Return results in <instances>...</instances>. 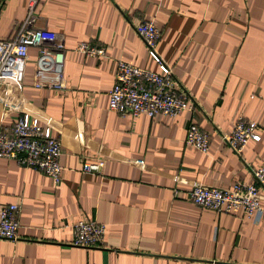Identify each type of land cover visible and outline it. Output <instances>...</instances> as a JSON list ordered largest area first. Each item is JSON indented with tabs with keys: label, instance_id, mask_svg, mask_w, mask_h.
I'll use <instances>...</instances> for the list:
<instances>
[{
	"label": "crops",
	"instance_id": "crops-1",
	"mask_svg": "<svg viewBox=\"0 0 264 264\" xmlns=\"http://www.w3.org/2000/svg\"><path fill=\"white\" fill-rule=\"evenodd\" d=\"M36 1L31 11L33 0H0V40L26 22L46 46L63 44L65 88L35 87L30 48L0 84V133L18 119L7 109L24 105L61 140L63 172L55 184L0 158V207H20L18 240H0V264H264V217L218 214L188 197L195 185L252 184L264 163V0ZM145 21L160 29L158 54L194 110L153 119L109 110L119 61L160 72L135 30ZM84 42L106 57L75 52ZM240 117L263 131L238 156L220 136ZM192 123L210 134L208 154L186 144ZM101 161V172H85ZM80 220L106 224L102 248L70 244Z\"/></svg>",
	"mask_w": 264,
	"mask_h": 264
},
{
	"label": "built area",
	"instance_id": "built-area-1",
	"mask_svg": "<svg viewBox=\"0 0 264 264\" xmlns=\"http://www.w3.org/2000/svg\"><path fill=\"white\" fill-rule=\"evenodd\" d=\"M36 0L30 4L33 10ZM136 33L146 45L150 58L158 65L160 72L136 67L119 61L115 84L109 94V110L122 117L134 118L147 116L151 119L158 115L176 117L184 111L195 109V103L189 92L177 81L173 68L165 64L158 54L157 47L161 31L152 21H145L135 27ZM45 36L41 30L28 28L26 22L20 24L14 36L0 40V84L10 78L12 64L16 59L27 62L29 49L39 50L40 72L35 83L36 88H65L66 49L63 44L45 45ZM75 52L91 58L106 57V49L89 43H81ZM43 73V74H42ZM45 73L53 75L49 80ZM42 75H44L42 77ZM18 114L11 130L0 133V158L11 160L17 165L41 171L55 184L61 182L63 168L60 164L62 143L52 135L50 125L40 126L33 117L24 111V105L17 109H7ZM262 127L254 121L238 118L231 132L221 134V141L238 156L251 142L261 140ZM187 145L203 154L210 151L211 136L192 123L185 137ZM104 162L85 164V172L98 173ZM254 183H236L232 189L195 185L190 190L189 199L199 208L218 214L236 215L243 213L245 218L264 217L261 203L264 195V163L254 171ZM20 207L8 204L0 207V240L15 242L18 240V217ZM107 231L106 224L94 220H80L72 226L71 245L81 248H102Z\"/></svg>",
	"mask_w": 264,
	"mask_h": 264
}]
</instances>
